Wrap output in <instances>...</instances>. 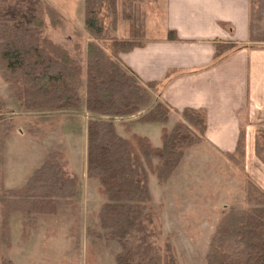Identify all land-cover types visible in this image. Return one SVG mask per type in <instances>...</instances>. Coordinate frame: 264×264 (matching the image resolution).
Returning a JSON list of instances; mask_svg holds the SVG:
<instances>
[{
  "label": "trees",
  "instance_id": "trees-1",
  "mask_svg": "<svg viewBox=\"0 0 264 264\" xmlns=\"http://www.w3.org/2000/svg\"><path fill=\"white\" fill-rule=\"evenodd\" d=\"M141 2L83 0V28L90 41L82 65L68 49L43 36L47 22L61 26L56 10L41 0H0V73L15 84L10 88L25 110L80 111L83 106L92 116L86 131V177L98 183L104 202L97 213L101 232L88 235L118 245L115 264H176L169 242L163 248L158 244L149 175L159 186L168 181L184 151L204 138L206 117L201 110H183V122L162 130L159 148L145 137L132 134L125 139L118 134L115 119L140 115V123L164 125L170 114L166 104L153 100L169 76L144 83L119 59L145 40ZM119 21L127 23L126 39L115 36ZM168 39H175L173 33ZM235 48L216 45L214 59ZM4 111L0 100V121ZM1 134L0 126V245L9 246L11 215L22 217L24 235L25 220L33 226L38 216L56 215L60 201L76 196L78 179L64 173L61 153L53 152L22 187L6 190ZM254 152L264 164V130L254 134ZM228 157H245L243 132ZM246 204V209H232L220 219L205 264H264V192L253 183L248 185Z\"/></svg>",
  "mask_w": 264,
  "mask_h": 264
},
{
  "label": "rangeland",
  "instance_id": "rangeland-1",
  "mask_svg": "<svg viewBox=\"0 0 264 264\" xmlns=\"http://www.w3.org/2000/svg\"><path fill=\"white\" fill-rule=\"evenodd\" d=\"M41 1L56 10L61 20V26L56 28L47 22L43 36L68 49L84 65L90 38L83 28V0ZM160 5L163 0L140 3L145 22L149 14L155 17L156 7ZM119 26L120 32L123 29L126 33L127 23L119 21ZM9 84L0 73V100L5 105L0 121L3 187L13 188L19 184L16 189L22 187L53 152L61 153L64 173L68 177L75 175L78 185L74 198L60 201L56 215L38 216L33 226L25 220L24 235L22 217L11 215L10 244L0 245V260L9 264H115L113 259L119 252L118 245L96 241L87 233L101 232L97 213L104 202L98 183L85 175L80 121L71 120H86L87 115L81 110H25L10 88L15 84ZM157 89L159 91V87ZM83 92L82 89L81 96ZM153 96L154 100L156 94ZM139 116L115 119L118 133L130 139L134 126L145 128L146 125L138 123ZM179 122H183L182 117ZM260 130L264 128L255 132ZM146 133L152 139V130ZM183 154L163 186L149 175L152 206L158 214L155 230H160L158 244L161 248L167 242L171 245L176 264H205L209 242L220 219L232 209L247 208L246 192L250 183L264 192V164L255 152V162L247 164L246 142L243 159L229 158L204 138Z\"/></svg>",
  "mask_w": 264,
  "mask_h": 264
},
{
  "label": "crops",
  "instance_id": "crops-1",
  "mask_svg": "<svg viewBox=\"0 0 264 264\" xmlns=\"http://www.w3.org/2000/svg\"><path fill=\"white\" fill-rule=\"evenodd\" d=\"M156 9L145 22L142 45L119 59L144 83L169 76L154 100L166 104L170 114L166 124L143 123L145 128L134 126L132 134L159 148L162 130L179 123L183 110H201L204 141L230 155L243 132L246 162L253 164L254 133L264 128V0H163ZM125 32L118 24L115 36L126 39ZM170 32L175 39H168ZM225 44L236 48L214 59L216 45ZM80 110L88 119L71 120L80 121L86 175L85 136L92 116L83 106Z\"/></svg>",
  "mask_w": 264,
  "mask_h": 264
}]
</instances>
